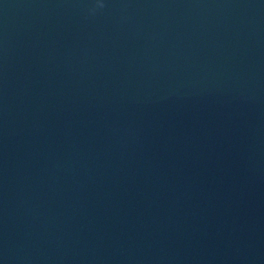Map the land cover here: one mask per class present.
<instances>
[{
	"label": "water",
	"instance_id": "1",
	"mask_svg": "<svg viewBox=\"0 0 264 264\" xmlns=\"http://www.w3.org/2000/svg\"><path fill=\"white\" fill-rule=\"evenodd\" d=\"M0 264H264V0H0Z\"/></svg>",
	"mask_w": 264,
	"mask_h": 264
},
{
	"label": "clouds",
	"instance_id": "2",
	"mask_svg": "<svg viewBox=\"0 0 264 264\" xmlns=\"http://www.w3.org/2000/svg\"><path fill=\"white\" fill-rule=\"evenodd\" d=\"M96 2H97L98 5L102 6V0H96Z\"/></svg>",
	"mask_w": 264,
	"mask_h": 264
}]
</instances>
